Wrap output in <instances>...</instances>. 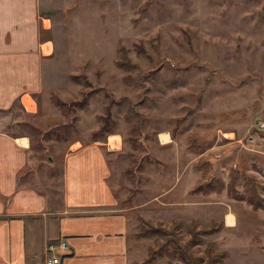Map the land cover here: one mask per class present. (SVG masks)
I'll return each mask as SVG.
<instances>
[{
	"label": "rangeland",
	"instance_id": "obj_1",
	"mask_svg": "<svg viewBox=\"0 0 264 264\" xmlns=\"http://www.w3.org/2000/svg\"><path fill=\"white\" fill-rule=\"evenodd\" d=\"M44 8L56 45L45 82L55 87L40 95L38 114L20 127L32 137L33 170L44 180L54 177L61 187L70 142L91 141L106 119L98 138L111 147L123 140L128 166L121 184L133 181L140 193L121 207L147 199L154 177L177 175L179 161L192 181L206 172V180L227 182L237 168L264 185V133L256 128L264 120V0H51ZM122 46L131 63L125 67L117 65ZM70 74L85 77L75 82ZM165 131L172 142L162 151L158 135ZM201 160L205 168L197 171ZM148 208L137 212L168 228L175 219L198 220L199 226L173 230L183 245L201 224L223 222L189 247L197 264H264V210L226 190Z\"/></svg>",
	"mask_w": 264,
	"mask_h": 264
},
{
	"label": "crops",
	"instance_id": "obj_2",
	"mask_svg": "<svg viewBox=\"0 0 264 264\" xmlns=\"http://www.w3.org/2000/svg\"><path fill=\"white\" fill-rule=\"evenodd\" d=\"M50 2L0 0V264H50L47 246L62 239L69 247L57 251L59 264H141L148 241L136 236L139 218L161 220L139 214V207L181 205L191 196L204 195L193 189L206 172L189 180L179 161L173 165L177 175L154 177L147 199L121 207L123 199L140 194L132 189L133 181L125 188L121 184L128 166L123 140L116 147L103 140L70 142L59 188L56 178L44 180L33 170L32 137L20 127L25 117L38 114L40 95L55 87L45 82L56 54L50 14L44 8ZM161 134L168 140L163 141ZM171 135L159 133L160 150L169 147ZM198 163L193 166L197 171Z\"/></svg>",
	"mask_w": 264,
	"mask_h": 264
},
{
	"label": "trees",
	"instance_id": "obj_3",
	"mask_svg": "<svg viewBox=\"0 0 264 264\" xmlns=\"http://www.w3.org/2000/svg\"><path fill=\"white\" fill-rule=\"evenodd\" d=\"M120 49L121 53L119 59L117 60V65L120 67H125L128 64H131L129 61L130 59L128 57L127 48L122 46ZM69 77L75 82H80L81 78L85 76L80 74H70ZM55 101L60 106L65 104L58 97H55ZM82 104H85V101L82 102ZM106 125L107 120L105 119L102 128L93 132L92 141H99L98 137L104 135L103 132L106 128ZM190 146L191 148L194 147L198 149V151L202 149L197 143H193ZM196 167L198 169L205 168L203 160H201ZM239 185H242L244 190H241ZM224 190L227 191V194L231 198L238 201H245L247 204L251 205L254 210H264V197L262 195V191H264V185L261 184L256 178L248 175L247 173H243L237 168H232L230 170L229 180L227 182L219 177H213L211 180L203 179L199 181L193 189L194 192L202 193L204 195H209L212 193L221 194ZM199 224L200 223L197 219H192L190 222H185L182 219H175L170 224V226L173 228H168V225H166L163 221H154L152 219L140 217L139 230L136 235L137 238L153 241V244L148 246L147 257L141 264H173L171 262L173 259L180 260L182 264H197L200 259L194 258L189 253V247L201 243V235H207L217 230H221L223 228V222L213 221L209 224H201V230L195 234V237H193L187 245H183V243H181L179 235L176 236L173 230L181 229L183 227L194 228L197 225L199 226ZM219 255L223 256L224 254ZM166 257L169 258L167 259L166 263L159 262L160 259Z\"/></svg>",
	"mask_w": 264,
	"mask_h": 264
},
{
	"label": "built area",
	"instance_id": "obj_4",
	"mask_svg": "<svg viewBox=\"0 0 264 264\" xmlns=\"http://www.w3.org/2000/svg\"><path fill=\"white\" fill-rule=\"evenodd\" d=\"M256 128L258 131L264 133V120H259L256 124ZM69 247V243L67 239H62L59 244H49L47 246V253L51 256L50 264H59L60 263V256L56 253L59 249H67Z\"/></svg>",
	"mask_w": 264,
	"mask_h": 264
},
{
	"label": "bare ground",
	"instance_id": "obj_5",
	"mask_svg": "<svg viewBox=\"0 0 264 264\" xmlns=\"http://www.w3.org/2000/svg\"><path fill=\"white\" fill-rule=\"evenodd\" d=\"M161 137H162L163 141L168 140V135H166V134H162ZM230 217H231V218H229V219H230V220H229V223L233 225V223H234V217H233V216H230ZM234 224H235V223H234Z\"/></svg>",
	"mask_w": 264,
	"mask_h": 264
}]
</instances>
